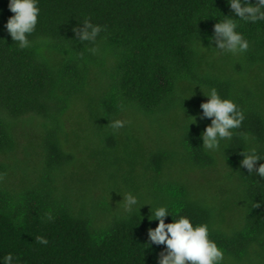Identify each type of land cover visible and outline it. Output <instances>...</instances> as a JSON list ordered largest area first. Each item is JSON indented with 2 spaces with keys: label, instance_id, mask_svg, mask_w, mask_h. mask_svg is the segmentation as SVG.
Wrapping results in <instances>:
<instances>
[{
  "label": "trees",
  "instance_id": "trees-1",
  "mask_svg": "<svg viewBox=\"0 0 264 264\" xmlns=\"http://www.w3.org/2000/svg\"><path fill=\"white\" fill-rule=\"evenodd\" d=\"M8 2L0 0V258L156 264L165 246L146 244L158 221L147 205L123 214L131 192L141 205L207 223L223 264H264V178L240 166L244 134L264 156V21L240 22L250 48L233 56L210 48L219 19H239L226 0H39L37 28L20 49L3 27L14 15ZM86 19L101 27L91 42L74 32ZM212 87L245 117L215 153L199 139L211 121L198 118Z\"/></svg>",
  "mask_w": 264,
  "mask_h": 264
},
{
  "label": "clouds",
  "instance_id": "clouds-1",
  "mask_svg": "<svg viewBox=\"0 0 264 264\" xmlns=\"http://www.w3.org/2000/svg\"><path fill=\"white\" fill-rule=\"evenodd\" d=\"M234 19L223 15L224 19L214 25V36L210 38L216 45L210 47L218 54H231L237 56L246 53L250 48L249 41L245 36L237 31L240 22L258 23L264 21V0H226ZM8 10L14 15L10 16L4 24V29L11 36L12 40L20 49L30 46L29 37L35 32L41 9L39 0H9ZM101 31L99 25H94L90 20H85L82 27L74 29L76 38L82 42H91L96 39ZM205 48L197 40L193 44V50L199 51ZM95 53V49H90ZM202 90V89H201ZM207 98L200 105V120H210L211 123L201 133L199 139L202 140L204 150L215 153L220 149L221 141L231 140L234 129L241 127L244 121V114L238 104L230 98L221 97L215 87L202 90ZM197 123V117H191ZM124 121L114 120L111 124L113 129L124 127ZM243 139L248 141L250 146L243 150L240 155L241 168H245L249 173L264 178V156H261L256 147L251 146L250 138L244 134ZM259 166L257 167V165ZM123 196L121 203L123 214L131 216L134 212L141 210L144 206H150L151 215L149 221H158L155 229L149 228L148 241L146 245H164L165 248L157 256L156 264H223L224 252L215 240L210 238V227L207 223H193L188 216L179 215L174 218L170 207L164 203L145 202L141 205L140 197L129 192ZM171 216L173 222L166 223L167 217ZM51 219V216H49ZM42 244H47V240L42 237L37 238ZM14 257L11 253L0 258V264H13Z\"/></svg>",
  "mask_w": 264,
  "mask_h": 264
}]
</instances>
